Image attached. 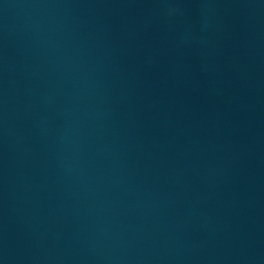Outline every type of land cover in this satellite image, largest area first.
Segmentation results:
<instances>
[{
  "label": "water",
  "instance_id": "water-1",
  "mask_svg": "<svg viewBox=\"0 0 264 264\" xmlns=\"http://www.w3.org/2000/svg\"><path fill=\"white\" fill-rule=\"evenodd\" d=\"M0 264H264V0H0Z\"/></svg>",
  "mask_w": 264,
  "mask_h": 264
}]
</instances>
